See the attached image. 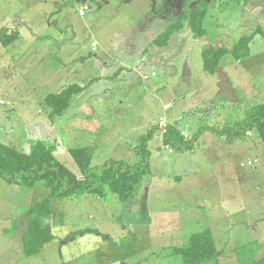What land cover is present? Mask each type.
I'll return each mask as SVG.
<instances>
[{"label": "rangeland", "instance_id": "1", "mask_svg": "<svg viewBox=\"0 0 264 264\" xmlns=\"http://www.w3.org/2000/svg\"><path fill=\"white\" fill-rule=\"evenodd\" d=\"M197 1L0 0V28L17 33L0 42L1 143L28 152L37 139L55 142L56 158L81 176L69 148L89 145L91 168L134 163L140 137L157 127L149 170L127 203L109 190L50 198L43 183L0 177V264H182L174 247L206 228L216 256L204 264L264 256V141L252 125L238 139L222 134L264 102V0H206L204 38L183 30L149 46L161 32L154 22L166 26ZM253 32L247 55L228 53L214 74L203 71L207 44L232 48ZM69 83L87 87L50 119L45 96ZM167 124L190 149L163 144ZM44 198L53 239L26 255L27 211Z\"/></svg>", "mask_w": 264, "mask_h": 264}, {"label": "trees", "instance_id": "2", "mask_svg": "<svg viewBox=\"0 0 264 264\" xmlns=\"http://www.w3.org/2000/svg\"><path fill=\"white\" fill-rule=\"evenodd\" d=\"M207 12L206 0H198L193 9L178 12V16L155 36L149 46L159 50L167 46L173 34L183 30H189L193 38H204L207 31L203 27V20ZM254 35V32L249 35L243 34L232 48L219 43L207 44L201 53L203 71L214 74L220 60L228 53H231L236 60L247 55V44ZM15 38H17L15 31L8 32L7 29L0 28V42L3 45H9ZM86 87L87 85L69 83L59 92L45 96L43 103L49 108L48 117L53 119L62 115L72 98ZM251 125L255 127L259 138L264 141V102L254 105L246 119L222 128V134H225L229 141L238 139ZM156 129L157 127L152 128L140 137L139 143L134 147L138 155V161L134 163L113 159L99 167L91 168L92 153L89 145L69 148L68 152L78 166L81 176L71 172L56 158L55 142L37 139L30 144L28 152L0 142V177L11 183L28 187L43 183L50 189V198H66L85 192L103 196L106 190H109L116 194L120 202L127 203L133 199L141 179L149 170L151 152L148 143ZM162 142L172 150H188L192 144L173 124L163 127ZM50 198L38 201L27 211L23 235V253L26 255L37 254L53 239L50 227L43 223V218L50 214ZM173 251L180 256L182 264H204L216 256L215 240L211 230L206 228L192 233L184 245L174 247ZM248 264H264V256L253 259Z\"/></svg>", "mask_w": 264, "mask_h": 264}, {"label": "crops", "instance_id": "3", "mask_svg": "<svg viewBox=\"0 0 264 264\" xmlns=\"http://www.w3.org/2000/svg\"><path fill=\"white\" fill-rule=\"evenodd\" d=\"M107 2H108V0H107ZM83 5V4H82ZM152 11H155V9H151ZM84 15V14H83ZM151 15H153V14H150V16ZM158 15V13H154V17H156ZM160 15V19L162 18L163 19V15H161V14H159ZM155 19V18H154ZM156 19H157V17H156ZM155 19V20H156ZM165 24H166V22L163 24V22H160V23H156L155 24V22L153 23V25H151L150 26V29H152V32L153 31H156V30H161L162 31V29L165 27ZM161 25H163V26H161ZM157 59V58H156ZM162 131H163V129H162Z\"/></svg>", "mask_w": 264, "mask_h": 264}, {"label": "built area", "instance_id": "4", "mask_svg": "<svg viewBox=\"0 0 264 264\" xmlns=\"http://www.w3.org/2000/svg\"><path fill=\"white\" fill-rule=\"evenodd\" d=\"M85 9H87V6L83 4V5L81 6V9L79 10V15H80V14L83 15ZM167 108H168V105H165V106H164V109H167ZM160 124H164V121L161 120V121H160ZM167 147H168V146H167ZM168 149H169L170 151L172 150L170 147H168Z\"/></svg>", "mask_w": 264, "mask_h": 264}]
</instances>
